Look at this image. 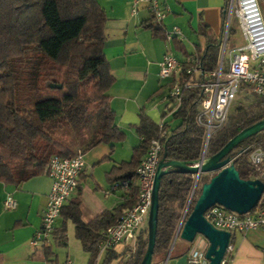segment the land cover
Instances as JSON below:
<instances>
[{
	"label": "trees",
	"instance_id": "1",
	"mask_svg": "<svg viewBox=\"0 0 264 264\" xmlns=\"http://www.w3.org/2000/svg\"><path fill=\"white\" fill-rule=\"evenodd\" d=\"M107 19L98 0H0V182L19 186L46 174L53 155L86 153L101 143L114 149L116 143L126 139L110 105L109 90L115 78L104 53ZM146 27L155 35L165 33L153 20ZM200 52L205 71L218 69L216 44L209 41ZM255 95L259 97V110L240 106L230 115L226 124L212 134L207 148L210 156L241 130L264 118V98ZM200 100V88L184 90L182 103L171 118L175 125L166 122L171 131L163 140L162 158L187 162L201 158L206 128L197 119ZM135 129L141 142L130 159L122 160L108 173L113 182L130 181L126 202L88 222L82 218L77 197L62 209L63 224L55 233L66 243V221L71 219L75 236L89 253L88 264H140L147 251L148 225L139 234L135 250L112 249L98 260L102 232L136 201V168L151 141L159 137L158 124L144 112ZM257 147L264 148V129L229 153L243 179L258 174L250 162ZM215 174L202 173L196 188V176L191 173L174 169L162 177L153 261L156 255L164 256L169 250L185 213L187 218L192 212L202 184ZM256 208H264V196ZM176 247L177 242L171 257L177 253ZM51 252V247L44 250L47 257Z\"/></svg>",
	"mask_w": 264,
	"mask_h": 264
},
{
	"label": "crops",
	"instance_id": "2",
	"mask_svg": "<svg viewBox=\"0 0 264 264\" xmlns=\"http://www.w3.org/2000/svg\"><path fill=\"white\" fill-rule=\"evenodd\" d=\"M98 1L108 17L104 53L115 78L109 90L110 105L115 111L116 123L126 132V139L120 143H124V147L131 141L134 149L141 142L135 126L140 123L142 112L157 124L164 118L175 125L171 120L175 102L164 98L169 82L159 75L160 62L165 54L172 52L183 61L189 54L200 55V51L212 41L219 47L220 56L225 8L229 0H164L170 10L162 27L170 30L177 25L185 34L183 40L175 38L172 41L165 33L155 35L146 27L152 20L154 24L158 22L145 5L134 13V0ZM225 68H228L226 60ZM117 144L112 149V145L101 143L84 153L86 168L77 193L66 205L77 197L85 222L104 211H114L129 197L128 186L120 185L122 180L111 181L108 175L116 164L128 160L116 157ZM117 183L119 186H115ZM51 186L52 180L47 174L35 176L19 186L0 182V264H53V260L50 262L42 254L46 248H34L31 244L41 225ZM8 196L16 200V207L4 205ZM63 220L61 214L57 228L62 226ZM232 245V258L228 264H264V230L235 232ZM187 256L188 253L180 249L169 264H187Z\"/></svg>",
	"mask_w": 264,
	"mask_h": 264
},
{
	"label": "built area",
	"instance_id": "3",
	"mask_svg": "<svg viewBox=\"0 0 264 264\" xmlns=\"http://www.w3.org/2000/svg\"><path fill=\"white\" fill-rule=\"evenodd\" d=\"M141 5H145L151 17L163 26L170 10L164 0H134L133 12L137 13ZM234 17L239 22L245 42L228 51L227 45ZM163 29L169 41L185 38L182 28L177 25L170 30L164 27ZM220 48L218 69L212 72L204 70L199 54H189L181 61L172 52H167L160 62L159 75L169 82L168 92L164 98L175 102L174 111L180 107L185 89L193 87L201 89L197 119L199 124L206 128L204 151L199 159L203 162L210 156L207 148L212 134L226 124L241 86H248L251 91L264 98V0L228 1ZM226 55L229 57L227 71ZM158 126L159 137L151 141L145 156L136 168L138 188L136 201L123 211L113 225L102 232L98 243V260H101L109 250L122 245L136 244L139 234L148 225L155 176L164 148L163 140L171 131L166 127L164 118ZM250 162L258 173L255 178L264 181V148L254 149L250 155ZM86 165L84 153L81 151L71 156L53 155L50 158L46 174L51 178L52 186L41 225L31 240L34 248L51 247L57 220L69 199L77 193ZM129 184L130 181L127 180L120 183L123 186ZM4 205L7 208H14L17 203L12 196H8ZM205 216L216 228L231 233V241L222 264H228L232 258V239L235 232L264 230V208H255L241 214L216 204L207 210ZM202 237L203 241L191 247L188 252L187 264H209L206 258L209 241L203 235ZM53 264H73V261L67 258L63 262L56 261Z\"/></svg>",
	"mask_w": 264,
	"mask_h": 264
},
{
	"label": "water",
	"instance_id": "4",
	"mask_svg": "<svg viewBox=\"0 0 264 264\" xmlns=\"http://www.w3.org/2000/svg\"><path fill=\"white\" fill-rule=\"evenodd\" d=\"M52 87L61 88L62 85L52 84ZM264 129V118L241 130L231 138L217 153L209 156L204 162L160 160L153 187L152 206L149 213V238L145 256L140 264H152L156 246L159 214V192L162 177L170 170L191 173L196 176L195 187L202 173H216L208 182L201 186V193L197 198L192 212L182 218L174 240L167 251L170 257L178 238L193 243L198 234L209 241L206 258L209 264H222L227 248L231 241V233L216 228L205 216L212 206L219 204L225 208L244 214L257 207L264 196V181L259 178L243 179L229 153L241 141L261 132ZM192 196L190 198V201ZM190 203V202H189ZM189 207V205H188ZM187 207V209H188ZM186 209V212H187Z\"/></svg>",
	"mask_w": 264,
	"mask_h": 264
},
{
	"label": "rangeland",
	"instance_id": "5",
	"mask_svg": "<svg viewBox=\"0 0 264 264\" xmlns=\"http://www.w3.org/2000/svg\"><path fill=\"white\" fill-rule=\"evenodd\" d=\"M232 32L229 36V42L227 45V50H231L245 42V39L242 35L239 22L237 18H233L232 24ZM203 38L201 37V41ZM228 55H226V64L227 63ZM227 66V65H226ZM259 102V97H257L248 86H241V90L237 95V98L235 99L230 115L235 114L237 109L242 106L244 108H250L252 110H259L257 108ZM74 145H77L74 143ZM124 143H118L117 144V153L116 157L118 159H130L132 156V144L131 141H128V143H125V146L123 147ZM148 227V226H147ZM146 227V228H147ZM66 228H67V241L64 243L61 241L58 237V235L53 236L52 238V244H51V250L52 252L50 255H48V259L50 262L52 260L56 262L55 260L59 262L65 261L67 258H71L73 261V264H88L89 259V253L85 251V249L82 246V243L77 237L75 236V225L74 223L68 219L66 221ZM203 241L202 235H198L193 243H190L188 241L183 240L182 238H178L176 252L180 249L187 250L190 247H194L198 244H200ZM132 248V250H135L136 244L134 245H126V246H120L117 248L118 252H124L125 250H128ZM43 255L44 251L42 252ZM127 258V257H126ZM124 259V258H122ZM171 261V255L168 258L167 252L164 256L156 255L153 261V264H169Z\"/></svg>",
	"mask_w": 264,
	"mask_h": 264
}]
</instances>
